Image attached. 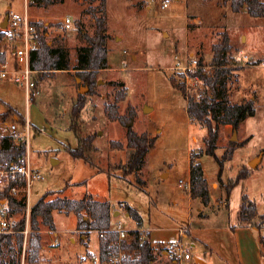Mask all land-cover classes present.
I'll list each match as a JSON object with an SVG mask.
<instances>
[{"label": "rangeland", "instance_id": "rangeland-1", "mask_svg": "<svg viewBox=\"0 0 264 264\" xmlns=\"http://www.w3.org/2000/svg\"><path fill=\"white\" fill-rule=\"evenodd\" d=\"M169 1V7L163 9V0H107L108 65L100 69L90 87L73 67L79 48L89 46L81 30L91 36L95 33V17L102 15L100 0H56L51 5L0 0V33L4 36L0 51L8 43L1 28L7 13H24L28 5L34 22L52 24L47 34L49 44L67 50L72 68L38 70L35 77L40 93L30 104L20 85L0 80V139L10 136L9 125L14 118L20 122L29 119L28 155L44 178L33 187V205L47 192L53 193L48 199L80 200L92 195L97 200L110 201L114 211L121 212L114 220L126 229L138 224L125 215V204L138 210L144 227L188 223L189 157L191 151L205 149L208 130L203 123L189 118L187 99L171 82L172 76L179 83H184L183 79L171 66L175 55L196 56L211 65L212 47L227 34L232 46L228 56L234 69L229 81L230 101L235 104L254 100L256 115L242 122L235 140L231 126L219 127L216 155L222 166L214 156L200 157L208 182H217L218 189L211 186L207 206L195 198L191 226L206 228L201 221L216 227H223L228 221L236 223L243 196L248 195L256 203L257 213L250 223L244 224L260 229L264 248V156L258 167H250L264 153V19L251 17L246 8L233 12L223 0ZM67 17L73 22L68 31L61 28ZM81 87L87 89L81 92ZM198 88L204 90V83H199ZM81 99L84 107L78 117L79 134L91 136L96 148L89 153L90 163L73 157L67 149L78 146L72 111ZM109 105H117L119 114L134 106L137 116L132 128L156 138L139 172L143 185L135 174L124 176L132 151L126 145L125 126L108 117ZM246 138H250L249 142L238 147L231 159H223L232 142L241 143ZM112 141L123 143V148H113ZM244 167L250 169L249 176L228 197L227 185ZM224 201H229V205H224ZM15 218L17 222L25 218V227L28 225L18 264L23 258L27 264H92V256L98 252L99 234L92 232L88 244L82 242V235L76 231L75 213L55 210L53 229L40 219L38 231L32 230L31 212L29 218L26 211ZM33 233L42 239L40 255L34 263L29 261ZM71 236L76 243L70 240ZM53 241L58 242L57 247L52 246ZM191 253L194 257L203 256L199 247L191 248ZM249 260L257 264L254 256H249ZM189 262L193 264L194 260Z\"/></svg>", "mask_w": 264, "mask_h": 264}, {"label": "trees", "instance_id": "trees-1", "mask_svg": "<svg viewBox=\"0 0 264 264\" xmlns=\"http://www.w3.org/2000/svg\"><path fill=\"white\" fill-rule=\"evenodd\" d=\"M31 3L51 5L56 0H29ZM94 3L96 0H85ZM102 15L95 17L96 29L94 35L85 34L81 30V34L88 42V47H82L78 50V59L73 67L84 82L85 85L92 87L96 81V75L100 69L108 65V24H107V0H100ZM224 4H230L233 12H240L244 8L248 14L254 18L264 19V1L263 0H223ZM94 10V9H93ZM9 13V12H8ZM7 13V15H8ZM37 28L36 39L38 48L32 54V68L35 70H55L69 71L71 63L67 50L63 47H53L49 44L47 34L52 24L34 22ZM3 32V31H2ZM0 33V41L3 38ZM232 50L230 40L227 34L223 36L220 43H216L212 47L213 58L211 66L214 70L206 73L198 70L196 75L204 83L205 89L202 90L201 100H197L195 96L187 94L184 83L177 82L175 77H171V82L175 88L180 90L187 99V113L189 118L195 122L203 123L208 135L205 140V149L191 151L190 155V192L193 198H199L204 205H209L211 201L209 183L205 177L204 169L199 159L203 154L214 156L222 166V161L217 157L216 150L220 139L219 127L221 125L232 127L233 132H238L243 121L248 117L256 115V106L254 100H247L243 103H232L229 97V81L234 70L229 61V53ZM201 65L204 64L200 59ZM259 62L253 64L258 65ZM182 77V76H181ZM38 83V82H37ZM126 94V93H125ZM126 96V95H125ZM124 97V96H122ZM125 98V97H124ZM84 107L81 99L73 106L72 121L76 136L78 137V146L76 148H67L68 152L75 158L84 159L90 163L89 153L96 151L93 146L91 136L83 137L78 130V117ZM108 117L112 121H118L125 126L127 148L132 151L129 162L125 167L124 176L135 174L138 183L145 184L139 179V172L145 164V159L152 147H154L156 138L150 137L147 132L137 133L129 124L134 121L137 112L134 106H128L124 114H119L117 105L107 106ZM250 138L241 143L232 142L230 148L225 152L223 159H231L238 147H241ZM113 148H123V143L112 141ZM27 147L25 143L16 146L10 136L0 139V161L16 162L20 158L26 156ZM250 169L244 167L239 171L237 177L227 185L226 191L228 197L232 190L247 178ZM53 193H45L31 209L32 230L38 231L40 228V219L43 224L53 229L52 216L55 210L75 213L77 216V230L83 235H89L92 230H106L114 225V206L110 201H100L92 195H87L80 200L69 199L65 197H51ZM8 198L7 191H0V199ZM12 214H23L26 211L25 204L9 199ZM126 205V213L129 218L135 221L138 226L142 225V217L138 210L132 206ZM256 203L249 198L248 195L243 196L240 206V225L250 223V220L256 215ZM26 220L22 218L16 224L17 230H24ZM254 228V227H252ZM256 229V228H254ZM260 231V229H257ZM132 237L129 242L124 244L125 249L135 251L134 259L129 260V264H151L153 260V247L149 233L141 230L130 232ZM15 239V240H14ZM24 236L22 233L7 235L0 238V262L6 264H18L20 261ZM41 236L33 233L30 238V258L29 261L34 263L38 261L40 250L42 248ZM117 240V234H109L107 238H101L99 242V251L102 260L106 259L110 251H114L116 247L113 243Z\"/></svg>", "mask_w": 264, "mask_h": 264}, {"label": "built area", "instance_id": "built-area-1", "mask_svg": "<svg viewBox=\"0 0 264 264\" xmlns=\"http://www.w3.org/2000/svg\"><path fill=\"white\" fill-rule=\"evenodd\" d=\"M169 0H163L162 8L169 7ZM8 25L3 31L6 34V42L4 48L0 51V80L14 82L20 85L26 93L27 103L30 104L38 97L40 90L35 75L39 72L32 68V54L38 48L36 39L37 28L29 15L28 5L24 13L14 12L8 13ZM73 26L72 19L67 17L61 23L63 30H70ZM264 65V64H263ZM213 67L208 64L200 63V59L196 56L181 57L175 55V64L171 66V70L182 76L186 85L187 94L195 96L197 100H201L202 91L198 88V84L202 80L196 75L198 70L210 73ZM10 137L16 146L22 143L26 144V156L20 158L16 162L0 161V191H7L9 199L22 202L25 204L26 213L29 218L32 204V192L36 183L44 178L40 171L32 165L30 156L28 155V145L31 139V123L28 118L25 122H20L16 118L9 125ZM190 187V185H189ZM8 198L0 199V238L22 233H28V225L24 230H17L16 214L11 213ZM133 229H126L121 222L106 230H92L99 234L101 238H107L109 234H117V240L113 243L116 247L114 251H110L106 259L102 260L100 251L92 257V264H129V260L134 259L136 252L127 250L124 247L126 242L131 240L130 232ZM180 240L167 244L164 249V256L167 262L171 264H181L184 260L191 258V254L182 242L186 230H179ZM58 243L52 242V246L56 247ZM25 253V251H24ZM22 264H27L24 260Z\"/></svg>", "mask_w": 264, "mask_h": 264}, {"label": "crops", "instance_id": "crops-1", "mask_svg": "<svg viewBox=\"0 0 264 264\" xmlns=\"http://www.w3.org/2000/svg\"><path fill=\"white\" fill-rule=\"evenodd\" d=\"M27 3L28 0H26V4ZM189 169H190V157H189ZM217 184L218 183L215 181L212 183V185H210L209 183L210 192H211V186L214 189H218V187L215 186ZM188 188H189L188 210L190 214L188 223L181 225L175 223L165 224V225L154 224L153 227L150 226L144 227L143 217L139 213L142 217V225L140 227L138 226L136 228H130L133 230H141V231L143 230V232L149 233L153 247V260L151 264H171L167 262V260L165 259L163 248L169 243H173L180 240L179 230L182 228H184L186 232H185V236L181 240L188 248L191 254V258L188 260H184L181 264H191V262H189L190 260L191 261L194 260L193 264H256V263H251V261L249 260V256H254L257 264H264V248H263V242L261 241L260 238L259 231L249 226H244V225L241 226L239 224L240 214L238 215L236 223L228 221L225 224V226L216 227L211 223H205L204 221H201V224L205 225L206 228L193 229L191 226V221L193 218L192 210H193V204L195 198L192 197L189 186ZM224 205L228 206L229 201H224ZM120 215L121 212L119 213L118 216ZM125 215L129 217L127 213H125ZM204 217H202L201 219H203ZM114 221L115 223H117L116 222L117 220ZM76 231L82 235L81 238L82 242L88 244L89 235H83L79 230H77V228ZM187 239L191 240V242L187 243L186 241ZM245 239H247L248 241L245 242L244 241ZM70 240H75L76 243L75 237L71 236ZM196 247L200 248L203 256L194 257L192 255L191 248H196ZM98 251H99V245H98Z\"/></svg>", "mask_w": 264, "mask_h": 264}, {"label": "water", "instance_id": "water-1", "mask_svg": "<svg viewBox=\"0 0 264 264\" xmlns=\"http://www.w3.org/2000/svg\"><path fill=\"white\" fill-rule=\"evenodd\" d=\"M8 20H9V17H8V15L6 16V18L4 19V21L2 22V24H1V28L2 29H6L7 28V25H8ZM84 89H87V88H85V87H81V92L84 90ZM150 108H147V110H149ZM130 126H133V122L132 123H130L129 124ZM236 139V132H234V138H233V140H235ZM263 156H264V153L263 154H261L258 158H256L255 160H253L251 163H250V167L251 168H256V167H258L259 166V164L262 162V159H263ZM119 211H116L115 213H114V217H117L118 215H119ZM128 215V214H127Z\"/></svg>", "mask_w": 264, "mask_h": 264}]
</instances>
